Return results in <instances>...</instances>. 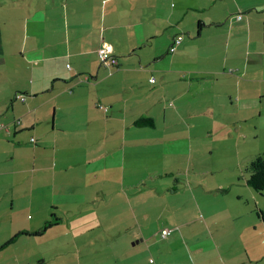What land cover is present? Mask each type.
Returning <instances> with one entry per match:
<instances>
[{
    "label": "crops",
    "instance_id": "1",
    "mask_svg": "<svg viewBox=\"0 0 264 264\" xmlns=\"http://www.w3.org/2000/svg\"><path fill=\"white\" fill-rule=\"evenodd\" d=\"M102 1L0 0V264H264V207L244 173L209 181L189 163L194 127L241 133L257 147L236 151L247 165L264 153V0L223 24L169 9L181 30L223 28L211 59L189 56L193 37L156 46L157 15L137 0ZM172 204L184 217L162 238ZM51 213L40 236L21 233Z\"/></svg>",
    "mask_w": 264,
    "mask_h": 264
},
{
    "label": "rangeland",
    "instance_id": "2",
    "mask_svg": "<svg viewBox=\"0 0 264 264\" xmlns=\"http://www.w3.org/2000/svg\"><path fill=\"white\" fill-rule=\"evenodd\" d=\"M105 1L106 0H103L102 2ZM253 1L259 2L262 0ZM89 2H91L92 6L95 4V0H89ZM118 2L120 5L122 4L121 0H118ZM248 2L249 0H137V8H143L144 10H147V8L150 7V17L153 18L155 14L157 15L156 18L159 24V27L157 28L158 32L157 36L152 38V41H155L154 43L156 46L160 47L164 45L168 47L167 42L170 40V37L174 34H181V37L184 38V40H187L189 37H193V39L191 40V45L189 46V56H191L192 58H194L195 56L197 59H204L207 54V56H209L211 59L215 57V55L212 54L213 49L208 50V47L214 46L213 43L215 44L216 41H219V36L222 37V35L226 33L225 31H223V28H215L212 24L206 25L203 28L201 35H197V30L195 26L192 30L189 31L181 30V23H175L173 21L171 23L168 22L167 13L169 12V9H180L185 8L186 6L200 7L201 10H197V8H194V10H190L188 16L186 17L185 21H183V23H191L192 20L187 21V19L191 18V14H196L198 18H210L212 16V19L214 20H210L219 21L215 23L223 24L225 23V21H227L228 23V21L233 17L237 18L238 14L242 12L241 10H239V6L247 5ZM117 9L121 11L120 8ZM255 9L256 8H254L253 10ZM130 11V9H125L124 13L126 14ZM174 17L175 16H173V18ZM171 56L172 55L170 54L166 55L165 57L169 58ZM216 59L218 60V57ZM158 63H163L165 64V66H169L167 65V61L165 60H161ZM192 129L194 133H192L193 142L191 148V155L189 157V163L192 167L194 165L195 167L199 168L206 165L207 170L211 169L210 172L212 173H208L209 175L206 176L207 180L209 181H213L214 179H217V181H219V179L226 181L224 180V177H226L228 172H234L233 175L236 174V178L238 181H242L241 172H243L245 175L244 177H246V174H248L247 172H245V166L247 165L245 162L246 160L238 157L236 151L238 150L239 154L242 157H247L246 152H249L251 149V151L253 152L257 150V147L255 145L253 148H251L249 142H243V135L241 133H239V135L234 130H229L228 127L223 126L222 124L219 128L214 129H206V127H194ZM205 131L206 135L204 134ZM228 133H231V137L228 136ZM237 141L240 143H238ZM256 142H254V144ZM235 187L238 188L239 186L235 184ZM257 194L259 195V201L261 204L260 206L264 207V191L261 194ZM244 195L247 194L244 193ZM234 196L235 189H232V191H230L228 194L211 198L210 201L211 203H223L226 202L225 199L230 197L232 198ZM176 198L179 199V194H177ZM244 199L245 196H243L242 200ZM180 206L181 204H172L171 207H168V213L165 217L167 227L165 228L172 229V231L178 230L177 223L179 222V220H181L182 217H184L182 212H178ZM201 215L202 217L200 220L204 221V213H202ZM219 223L221 225V231H219L218 233L225 236L226 238L234 233L233 225L227 220V217H225ZM198 229L199 226L194 223L193 228L191 226L190 230L198 231ZM157 245L158 243L152 242L150 247L153 248Z\"/></svg>",
    "mask_w": 264,
    "mask_h": 264
},
{
    "label": "trees",
    "instance_id": "3",
    "mask_svg": "<svg viewBox=\"0 0 264 264\" xmlns=\"http://www.w3.org/2000/svg\"><path fill=\"white\" fill-rule=\"evenodd\" d=\"M241 17H242V14H241ZM168 53L170 52L168 51ZM98 106L100 107L101 105H98ZM100 108H103V110L105 109L104 106ZM135 126L153 127L154 125H153V120L151 118L142 117L135 121ZM246 172L248 173L246 174V183L252 187L253 191L261 194L264 191V153H261L257 155L254 159L250 160V162L248 163L246 167ZM257 213L258 215L262 216V218L264 219V211L257 210ZM57 222H58V219L55 218V214L51 213L49 218L45 221L41 229L32 231V232L23 231L21 233L40 236L47 228H50V226L54 224L56 225ZM163 229L159 231V234L160 232H162ZM171 232H173L172 229H171ZM171 232L169 233V235L171 234ZM162 238H165V237H162Z\"/></svg>",
    "mask_w": 264,
    "mask_h": 264
},
{
    "label": "built area",
    "instance_id": "4",
    "mask_svg": "<svg viewBox=\"0 0 264 264\" xmlns=\"http://www.w3.org/2000/svg\"><path fill=\"white\" fill-rule=\"evenodd\" d=\"M237 18L240 19L241 14H238ZM181 41H182L181 34L175 36L173 38L172 45L170 46L169 52L172 53L173 51H175L176 46L179 45L181 43ZM111 49L112 48L107 44L105 45V43L100 45V47L97 49L98 57L101 60L102 65H104L105 67H110V66L117 63L115 57L113 55H111ZM232 71H233L232 69H228V72H232ZM153 81H154V79H151L150 82H153ZM19 98L21 101L24 100L23 96H20ZM100 107H102V106H100ZM30 140L34 141L33 138H31ZM170 232H171V229L165 228L162 230V232H160V236L166 237L167 235H169Z\"/></svg>",
    "mask_w": 264,
    "mask_h": 264
}]
</instances>
